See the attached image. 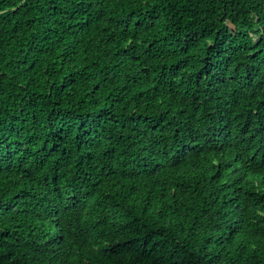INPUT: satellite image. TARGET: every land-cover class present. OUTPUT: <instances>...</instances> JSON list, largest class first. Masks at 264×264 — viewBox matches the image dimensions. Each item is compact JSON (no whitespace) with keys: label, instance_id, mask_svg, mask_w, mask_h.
I'll use <instances>...</instances> for the list:
<instances>
[{"label":"trees","instance_id":"obj_1","mask_svg":"<svg viewBox=\"0 0 264 264\" xmlns=\"http://www.w3.org/2000/svg\"><path fill=\"white\" fill-rule=\"evenodd\" d=\"M0 264H264V0H0Z\"/></svg>","mask_w":264,"mask_h":264}]
</instances>
